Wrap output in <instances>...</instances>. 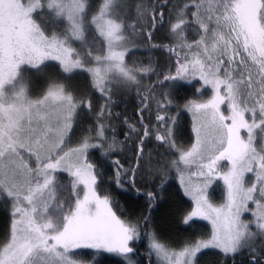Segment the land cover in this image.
I'll return each mask as SVG.
<instances>
[{"label":"snow or ice","instance_id":"obj_1","mask_svg":"<svg viewBox=\"0 0 264 264\" xmlns=\"http://www.w3.org/2000/svg\"><path fill=\"white\" fill-rule=\"evenodd\" d=\"M0 264H264V0H0Z\"/></svg>","mask_w":264,"mask_h":264},{"label":"trees","instance_id":"obj_2","mask_svg":"<svg viewBox=\"0 0 264 264\" xmlns=\"http://www.w3.org/2000/svg\"><path fill=\"white\" fill-rule=\"evenodd\" d=\"M6 226V219L2 211H0V233L3 232Z\"/></svg>","mask_w":264,"mask_h":264}]
</instances>
